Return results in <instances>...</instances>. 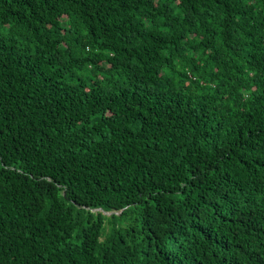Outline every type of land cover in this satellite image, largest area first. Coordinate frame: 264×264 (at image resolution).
Instances as JSON below:
<instances>
[{"label":"trees","instance_id":"1","mask_svg":"<svg viewBox=\"0 0 264 264\" xmlns=\"http://www.w3.org/2000/svg\"><path fill=\"white\" fill-rule=\"evenodd\" d=\"M0 264H264V0H0Z\"/></svg>","mask_w":264,"mask_h":264}]
</instances>
